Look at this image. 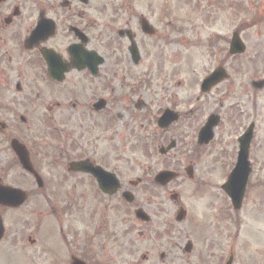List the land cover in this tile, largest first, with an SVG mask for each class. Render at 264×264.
<instances>
[{
    "label": "flooded vegetation",
    "instance_id": "1",
    "mask_svg": "<svg viewBox=\"0 0 264 264\" xmlns=\"http://www.w3.org/2000/svg\"><path fill=\"white\" fill-rule=\"evenodd\" d=\"M16 3H0V264H137V243H152L151 222L135 216L138 208L146 210L135 200L130 203L122 197L132 181H123L117 151H89L82 143L85 133H95L98 118L120 120L117 103L132 105L130 89L131 81L136 84L135 77L129 69V54H122L120 47L127 40L116 36L108 41L114 44L111 48L102 44L107 27H98L97 35L91 36L96 24L89 22L85 9L76 3ZM111 9V16L119 20L115 29L129 30L131 17L125 18L132 15L130 7ZM42 18L54 22L53 36L25 43ZM73 27L89 38L87 44H80ZM45 36L39 33V37ZM94 40L109 52L100 54L103 62L93 75L86 64L79 69L72 66L68 48L78 45L82 52L91 51ZM141 60L140 56L132 67ZM116 82L120 90L126 89L124 95L115 92ZM96 103L101 104L99 111L94 110ZM169 109L177 112L172 106ZM177 114L180 123L183 117ZM14 138L26 147L41 186L28 193L20 206L9 207L8 187L23 188L25 176L32 178L11 150ZM171 140L178 146L177 140ZM198 158L196 155L189 163L192 171L179 178L194 182ZM16 171L10 180V173ZM141 185L142 180L138 187ZM176 226L193 230L197 223L186 214ZM150 259L149 251L141 256L144 264ZM180 260L173 258L172 264Z\"/></svg>",
    "mask_w": 264,
    "mask_h": 264
},
{
    "label": "rangeland",
    "instance_id": "2",
    "mask_svg": "<svg viewBox=\"0 0 264 264\" xmlns=\"http://www.w3.org/2000/svg\"><path fill=\"white\" fill-rule=\"evenodd\" d=\"M61 1L19 0V4L49 6L59 5ZM68 1L77 3L78 0ZM80 6L86 9L89 22L96 24L90 30L91 36H96L98 30L104 27L103 17L110 18V8L116 6L130 7L132 15L125 20L131 17L134 23L132 27L139 34L142 60L139 65L130 67L136 83L131 81L132 105L127 107L123 103H117L120 120L115 123L114 119L98 118L100 125H115L99 126L91 140L85 133L82 143L89 151H104L112 145V149L108 150H116L120 156L123 181L127 178L142 179L141 188L132 191L135 202L153 218L150 224L151 235H159L161 226L168 224L165 237L152 238L151 244L149 241L142 242L145 248L137 243L142 246L141 251L151 253V259L146 264H164L167 261L172 264L176 257L182 259L177 264H195V258H190L192 254L181 258L180 250L175 245L181 249L186 240L193 239V254L198 256L202 250V254L208 255V245L198 240L203 237L219 245L215 249L219 257H227L230 252L233 256L232 264H264V81L257 82L256 85L251 83L264 80V0H89L86 7ZM102 6H107V13L100 15ZM139 15L147 18L157 30L155 38L150 40L141 34L134 18ZM255 15H260L262 21L251 25L249 22ZM108 27L113 29L115 23L110 21ZM237 30L241 33L246 52L242 57L232 58L227 55L229 41L232 33ZM97 41L101 42L99 37ZM97 41L91 43L95 50L102 54L109 52V49L104 50ZM106 42L107 38L101 43ZM121 47H125V44L121 43ZM218 65H222L229 73V82L219 86L196 105L194 99L199 94L196 82H200L206 73ZM161 68L166 76L158 79ZM147 81L148 84L144 86L140 84ZM119 86L117 82L114 84L115 92L124 95L126 89L120 90ZM171 106L182 114L200 106L201 108L189 120L184 117L186 121L182 120L161 137L157 133L158 140L161 139L162 142L156 143L146 115L150 111ZM226 111L234 112V123L229 121L232 116L228 117L229 113L226 114L227 117H223L215 131L212 144L195 152V135L208 115L220 112L225 115ZM38 113L36 111L34 116ZM159 114L160 112H154L151 115L154 130ZM250 123H254V140L249 153L252 166L250 177L253 179L248 181L241 210L232 212L229 209L231 217L224 219L226 200L219 188L228 176L231 160L235 162L236 139ZM29 127L34 130V126ZM170 139L177 140L178 146L167 158L162 159L157 149ZM216 150L221 152L217 153V161ZM196 155L199 158L194 182L184 177L163 189L149 183V176L164 168H174L182 173L185 165L196 159ZM15 175L17 173H10V179ZM203 183L199 191L205 195L193 190ZM171 191L179 194L182 204L188 207L195 219L210 221V224H200L197 236L190 234L188 229L174 225L171 215L176 213L177 207L169 200ZM210 199L212 207H208ZM253 199L257 201L254 208L250 206ZM236 223L241 226L239 231ZM210 225L219 233V239L211 232ZM161 254L165 255L163 259H160ZM212 260L215 261L214 257ZM200 264L207 262L201 261Z\"/></svg>",
    "mask_w": 264,
    "mask_h": 264
},
{
    "label": "water",
    "instance_id": "3",
    "mask_svg": "<svg viewBox=\"0 0 264 264\" xmlns=\"http://www.w3.org/2000/svg\"><path fill=\"white\" fill-rule=\"evenodd\" d=\"M141 28L144 32L149 33V27L146 24L145 21H142ZM243 46L238 40V37L234 35L233 40L231 42L230 52L232 54H239L243 52ZM71 54L75 55L78 54L76 51H70ZM132 54L136 56V49L135 46L132 47ZM225 77L222 70H217L213 75H211L208 79L205 80L203 83V91L208 90L211 86L219 82L221 79ZM170 119L167 121V115H165L163 118L160 119L159 124L160 126L166 125L167 122H169ZM217 120L216 117H210L208 122L206 123L205 128L200 134V142H207L208 139L211 138V129L216 124ZM251 139L250 131H248L240 140V148L239 153L237 157V163L235 168L233 169L232 173L229 176L228 182L223 187V189L226 191V193L230 196L232 205L235 209H238L240 207V204L242 202V198L244 195V190L246 186V182L248 179V175L250 172L249 163H248V152L247 148L249 145ZM19 159L21 161V164L23 168L29 172H31V168L27 162V160H23L21 155L17 152ZM174 178V175L171 173H161L157 177V181L161 184H165L171 179ZM9 197L10 199H20V197H24V195L21 193L18 194L16 192H13V190L10 189L9 191ZM12 202H9L11 204ZM230 264V263H229Z\"/></svg>",
    "mask_w": 264,
    "mask_h": 264
}]
</instances>
